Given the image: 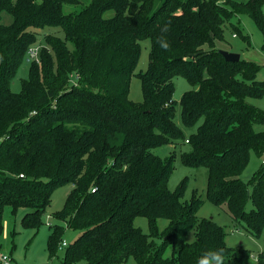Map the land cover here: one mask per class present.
<instances>
[{"label":"trees","instance_id":"16d2710c","mask_svg":"<svg viewBox=\"0 0 264 264\" xmlns=\"http://www.w3.org/2000/svg\"><path fill=\"white\" fill-rule=\"evenodd\" d=\"M263 6L264 0H0V235L7 205L14 214L31 209L22 224L38 228L54 191L68 186L55 214L81 233L62 247L64 226L52 227L49 256L62 249V264H126L131 257L139 264H198L220 249L225 264H264V248L253 258L251 249L227 243L226 228L213 217L198 215L203 199L197 189L185 198L188 178L168 187L176 154L154 151L190 144L182 161L208 169L207 197L262 235L264 164L247 182L240 175L252 151L264 154V109L249 101L264 97V80L260 65L226 60L216 41L235 14L251 16L264 36ZM168 21L164 50L157 41ZM42 30L49 31L40 40ZM233 35L249 42L239 27ZM145 39L148 66L135 72ZM31 48L37 58L15 91ZM133 75L141 80L139 102L129 97ZM177 75L194 87L180 99L183 123L197 126L189 136L175 120ZM137 217L147 218L148 232ZM160 219L169 221L165 228Z\"/></svg>","mask_w":264,"mask_h":264},{"label":"rangeland","instance_id":"374dc122","mask_svg":"<svg viewBox=\"0 0 264 264\" xmlns=\"http://www.w3.org/2000/svg\"><path fill=\"white\" fill-rule=\"evenodd\" d=\"M85 3L90 0H83ZM223 1V0H219ZM245 1V0H238ZM264 12V6H263ZM10 18V16H8ZM5 21H8L5 15ZM234 27H239L244 36L248 37L246 41L243 36H234ZM46 29L56 30L59 28L47 27ZM49 31V30H48ZM42 30L39 32V39L48 32ZM264 36L255 20L248 14H235L230 21L225 25L224 39L217 40V47L222 50L239 53L241 58L250 60L260 65L258 78L264 80ZM37 46V45H35ZM142 52L137 64L135 72L146 70L149 62V52L151 49V41L145 39L141 41ZM40 48V47H38ZM32 59L26 58L21 64L18 73L13 81L12 88L15 91H20L21 81L28 77L29 61ZM175 83L174 100L177 102L176 122L182 127L186 136L196 131L197 126L187 127L181 118L180 99L184 92L193 89L194 87L182 75H177L173 78ZM130 99L133 101H142L143 93L141 88V80L137 75H133L130 86ZM249 101L264 109L263 98H249ZM260 128H264L261 126ZM191 150L190 144L179 141L176 145H164L155 148L154 151L161 156L176 154L174 170L168 182V187L171 190L188 178L187 191L185 198L192 197L193 190L197 189L198 195L203 199V204L198 211L200 217H213L219 224L223 225L227 230V243L231 246H244L252 251L253 258L257 257L260 251L264 248V231L260 237L253 235L244 226L243 222L236 221L226 205L217 206L207 197V181L208 169L204 166L196 167L186 165L182 161L181 154ZM261 156L255 151L251 152V158L247 168L240 175L243 181H249L261 167ZM70 187H61L54 191L52 202L42 216L43 223L38 228L25 227L22 224V217L29 208H20L16 214L12 212V207L7 205L4 208L3 215V231L0 235V253L12 256L15 264H62L63 250L60 249L56 257L50 258L48 249V239L52 227L55 224L64 226L61 235L62 241L68 244L73 242L81 233L80 230L68 228L66 224L56 217V211L60 210L65 202L66 196ZM51 222V224H50ZM169 223L167 219H160V228H165ZM135 224L141 226L145 232L149 231L148 221L145 217H137ZM61 241V242H62ZM15 247V248H14ZM126 264H139L133 257L129 258Z\"/></svg>","mask_w":264,"mask_h":264},{"label":"clouds","instance_id":"9594fccd","mask_svg":"<svg viewBox=\"0 0 264 264\" xmlns=\"http://www.w3.org/2000/svg\"><path fill=\"white\" fill-rule=\"evenodd\" d=\"M170 30H171V21L166 22L160 29L162 35L158 39L157 43L164 50H168L170 47V44L166 40V34ZM198 264H225L223 249L214 252L205 253L198 261Z\"/></svg>","mask_w":264,"mask_h":264},{"label":"built area","instance_id":"2783aa9c","mask_svg":"<svg viewBox=\"0 0 264 264\" xmlns=\"http://www.w3.org/2000/svg\"><path fill=\"white\" fill-rule=\"evenodd\" d=\"M28 53H29L30 59L37 58V49L31 48ZM261 162H262V164H264V154L262 156ZM50 224H51V222H50ZM67 245H68V243L66 241L61 242L62 247H65ZM0 264H15V262H14V259L12 256H8L7 254L0 253Z\"/></svg>","mask_w":264,"mask_h":264},{"label":"water","instance_id":"95a60500","mask_svg":"<svg viewBox=\"0 0 264 264\" xmlns=\"http://www.w3.org/2000/svg\"><path fill=\"white\" fill-rule=\"evenodd\" d=\"M219 51L225 57V59L229 61H237L241 58V55L239 53L226 51L222 49H220Z\"/></svg>","mask_w":264,"mask_h":264}]
</instances>
